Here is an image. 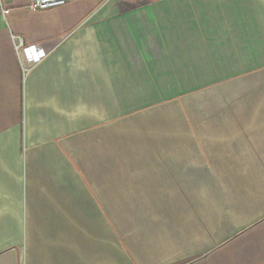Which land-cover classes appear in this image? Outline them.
I'll return each instance as SVG.
<instances>
[{
    "label": "crops",
    "instance_id": "1",
    "mask_svg": "<svg viewBox=\"0 0 264 264\" xmlns=\"http://www.w3.org/2000/svg\"><path fill=\"white\" fill-rule=\"evenodd\" d=\"M28 3L0 0V264H264V0Z\"/></svg>",
    "mask_w": 264,
    "mask_h": 264
},
{
    "label": "built area",
    "instance_id": "2",
    "mask_svg": "<svg viewBox=\"0 0 264 264\" xmlns=\"http://www.w3.org/2000/svg\"><path fill=\"white\" fill-rule=\"evenodd\" d=\"M67 4V0H29L28 9L32 12H39L50 10L54 8H60ZM8 13L7 10H1V14L6 15ZM12 43L14 50L17 55H19L20 51L25 48L29 53L30 60L33 64L40 62L45 57V51L39 46L31 45L24 46L23 40L20 37L12 36ZM27 70L23 69V74L26 75Z\"/></svg>",
    "mask_w": 264,
    "mask_h": 264
}]
</instances>
